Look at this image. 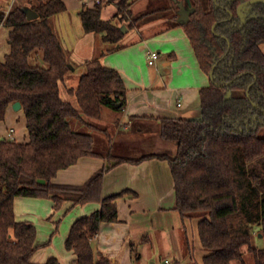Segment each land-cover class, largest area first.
<instances>
[{
	"label": "trees",
	"instance_id": "trees-1",
	"mask_svg": "<svg viewBox=\"0 0 264 264\" xmlns=\"http://www.w3.org/2000/svg\"><path fill=\"white\" fill-rule=\"evenodd\" d=\"M135 0H103L83 6L79 12L83 30L100 35L116 46L124 36L121 26L131 27V5ZM180 1V0H177ZM195 12L181 26L188 37L200 70L210 76L199 91L201 118L159 119V136L176 145L169 152L139 158L117 157L108 152L107 165L82 185L54 182L58 171L83 157L100 156L94 136L73 128L72 122L90 130L98 128L103 109L121 112L127 89L120 73L104 65L100 56L88 59L76 86L66 92L75 104L63 99L61 85L75 70L51 20L66 11L63 0H26L8 13L0 10V27L9 29V51L0 60V123L8 108L20 102L27 140L0 137V264H35L37 229L28 221H17L15 198L50 199L53 210L64 203L72 207L99 204L90 215L76 219L65 240V249L75 255L71 264H110L92 240L102 223L118 222L117 200L133 196L130 190L104 197V175L116 165L139 164L148 159L167 161L174 183L176 210L183 220L203 213L197 223L204 252L203 264H264V5H255L253 18L241 23L237 8L244 0H190ZM117 13L102 17L106 4ZM24 9L38 18L28 20ZM175 14L173 19L177 18ZM112 48L111 50H114ZM41 53L45 67L31 65ZM51 218V217H50ZM257 230V232H256ZM136 246L132 258L138 259ZM43 264H62L49 258Z\"/></svg>",
	"mask_w": 264,
	"mask_h": 264
},
{
	"label": "crops",
	"instance_id": "crops-1",
	"mask_svg": "<svg viewBox=\"0 0 264 264\" xmlns=\"http://www.w3.org/2000/svg\"><path fill=\"white\" fill-rule=\"evenodd\" d=\"M15 1L0 0V10L13 9L11 5ZM170 1V6L163 7L168 11L164 21L160 19L144 23L140 27L138 23L132 22L131 27H125L126 32L119 44L111 46L104 43L100 35L84 32L79 17V12L87 5L84 0H63L66 11L54 16L51 23L64 48L68 50V44L71 42L85 47L88 58L82 62L100 56L104 65L120 73L127 96L126 106L119 114L110 116L112 118L109 119L104 115L108 112L103 110L100 120L92 121L98 128L105 130V143L108 145L104 144L101 151L95 150L100 156L80 158L76 164L58 171L54 182L65 185L84 184L96 171L108 164L106 156L109 151H113L115 145L125 150L135 143L144 145L149 138L154 147L150 154L166 151L175 154L176 146L160 138L158 120L201 118L199 91L209 85L210 76L200 70L184 29L176 26L179 24L177 18L173 19L175 6L178 8L179 1ZM22 2L21 6L25 5V0ZM135 3L136 0L130 7L133 17L141 19L140 21L145 20L149 13L145 11V7H136ZM4 6H8V9L5 10ZM108 6L113 7L107 18L111 19L117 13V6L114 3L106 4L102 9L103 18V12ZM129 23L131 22L122 25ZM2 28L4 26L0 27V30ZM130 30H135L136 35L126 41ZM114 47L115 49L111 50ZM151 51H156L158 58L153 65L148 64L153 67V71L144 73L140 62L148 63ZM73 60L76 59H72V63ZM11 111L10 106L6 117H13ZM19 111L22 112L21 109ZM11 124L12 122L3 124V127L0 125L1 138H8V131L13 129L14 139L17 140L16 126L12 127ZM94 131L103 134L99 130ZM124 190H130L134 194L117 200L118 222L100 225L97 236L92 240L95 256L102 253L110 259V264H146L143 257L138 261L132 258L131 247L137 244L141 249L150 245V249L156 246L171 250L170 254L175 256L171 264H203L204 252L197 231L199 219L193 217L183 220L175 209V189L167 161L148 159L139 164L123 162L111 168L104 175L102 195L107 197ZM26 199L29 198L19 197L14 200L16 220L34 224L32 220L23 217L30 211H23L20 207L30 205L37 208V219L41 223L49 224L48 235L43 240L39 241L37 233L36 243L39 247L32 261L35 264H43L49 258H56L62 264H71L75 255L64 246L70 227L76 219L90 215L98 210L100 205L85 204L72 207L66 202L57 211L60 214L55 217L52 214L53 202L50 199ZM69 213L72 215L62 223L63 216ZM181 237L184 239L183 245L186 243V253H180L174 245L177 238L182 243ZM194 238L200 246L197 254L192 244Z\"/></svg>",
	"mask_w": 264,
	"mask_h": 264
},
{
	"label": "rangeland",
	"instance_id": "rangeland-1",
	"mask_svg": "<svg viewBox=\"0 0 264 264\" xmlns=\"http://www.w3.org/2000/svg\"><path fill=\"white\" fill-rule=\"evenodd\" d=\"M25 2H26V0H25ZM170 2H171L170 0H136L135 6L138 8L139 7L140 8L145 7V11H147V13H149L146 16L145 20L140 21L141 20L140 19V20L136 21V23L139 24L138 26L140 27L144 23L145 24H147L148 22L152 23L153 21H157L160 19H163V21H164L167 18L168 11L165 10V8H163V7L170 6V4H171ZM22 3H23L22 0H16L15 3H13L11 5V7L13 9L16 7H20L22 5ZM92 6H93V4L91 3V7ZM3 8L6 10V9H8V6H4ZM112 8L113 7H111V6L106 7L105 12H103L104 18H106V19L109 18V14H110V11ZM162 8H163V10H161ZM10 10H12V9H10ZM9 11H4V12L8 13ZM134 18H135V16H134ZM123 28H125L124 25L121 26V30ZM135 30L129 31V34H127V37L125 39L126 41H129L132 37H134L136 35ZM8 32H9V29L7 27H4L0 30V60H3L4 56L9 51V45L7 43ZM104 45H106V44H104ZM260 48L264 53V43L260 44ZM65 50L69 54L71 61L74 58L76 60L75 61L73 60L75 63V64L73 63L75 66V70L68 76V78L65 82V85H61V96L63 99H66V100L70 101L72 104H75V98L70 97L67 94L66 88L67 87H73V86L77 85L79 76L84 71V68L81 64L83 63L82 61L85 58H88V51L82 45H78V44L72 43V42L68 44V50H67V48ZM151 52H156V51H151ZM30 63H31V65H35V66L37 65V66L45 67V64L42 61L40 52H38V54H35L32 56ZM140 64L143 67L144 73L145 72L149 73V72L153 71V67H150L148 65L147 61H145L144 63L141 61ZM11 109H12L11 114H13V117L12 118L6 117L4 119V121L0 123V125L3 127V124L12 122L11 126L12 127L16 126V129H17V134H16L17 141L25 142L27 140V131H26V126H25L24 115L19 110L15 111L12 108V105H11ZM103 110H105L104 112H108V113H105L104 115L106 118H109V119L112 118L110 116H114L115 114L120 113L119 111H115V110L107 109V108L103 109ZM72 125H73V128L75 130H78V131H81L84 133H90L94 136V141H95L94 142V149L96 151H101L102 149H104V147H103L104 144L105 145L107 144V143H105V136H104L105 133L104 132H103V134L98 133L97 131L90 130L87 127H81V126L77 125V123H75V122H72ZM107 126H108V124H107ZM9 128H10V126H9ZM133 133H136V132H133ZM110 134H112V132ZM133 141H135V140H133ZM170 143L175 145L173 142H170ZM153 148L154 147L151 144V139L148 138L147 141L144 143V145H141L140 143H135L130 148H127L125 150L121 149V147H119V145L118 146L115 145V147L113 148L112 154L114 156H117V157L118 156H131L133 158H138L140 156L150 154V152H151L150 150L151 149L153 150ZM119 149L121 150V152H119L120 151ZM26 200H33V198H29ZM20 207H21V209H23V211H25V210L30 211L27 213L26 216H23V217H26L25 219H29V220H32L34 222V225L36 226V229H37L39 241L43 240L45 238V236L48 235L49 224L41 223L37 219L36 214L38 211H36V209H37L36 207L34 208V206H30V205H25V206L22 205ZM52 214H54V216L56 217V216H58V214H60V212L56 213L53 210ZM69 215H72V214L69 213L68 215L63 216L64 219H63L62 223H64L66 220H68ZM202 216H203V213L194 214L195 219H200ZM256 232H257V230H256ZM181 239H182V243L180 242V239L177 238L174 245L177 249L180 250V253L181 252L186 253V251H187L186 243H185V245H183L184 239L182 237H181ZM192 240H193L192 244H193L195 253L197 254V251L200 247L199 243H198L196 238H194ZM252 245L255 247H258V248L264 247V241L261 239V235H260L259 239L255 238L253 240ZM135 246L137 247L136 250L138 253L137 261L140 260L141 257H143L146 264H152V263L165 264L166 260L168 261V264H171L173 261V258L175 257L174 255L170 254V253H172V251L169 249H166V248H158L155 246V247H152V249H150V245H148V246H143L141 249V246H138L137 244ZM47 251H49V249H47ZM244 259L246 261V264H253L252 258L247 252H245V258ZM232 264H237V262L234 261V262H232Z\"/></svg>",
	"mask_w": 264,
	"mask_h": 264
},
{
	"label": "water",
	"instance_id": "water-1",
	"mask_svg": "<svg viewBox=\"0 0 264 264\" xmlns=\"http://www.w3.org/2000/svg\"><path fill=\"white\" fill-rule=\"evenodd\" d=\"M258 3H262L264 4V0H249L243 4H241L238 9H237V13L238 15L241 17V10L243 7L247 6V5H254V4H258ZM24 12L26 14V17L28 20H34L38 18V15L32 11L31 9H24ZM195 12V7H193L192 3L190 0H183V1H179L178 2V12H177V22L181 25L187 23L190 19V16ZM122 32H126V28L122 29ZM12 108L15 111H18L21 109V104L20 102H15L12 104Z\"/></svg>",
	"mask_w": 264,
	"mask_h": 264
},
{
	"label": "built area",
	"instance_id": "built-area-1",
	"mask_svg": "<svg viewBox=\"0 0 264 264\" xmlns=\"http://www.w3.org/2000/svg\"><path fill=\"white\" fill-rule=\"evenodd\" d=\"M84 1L86 2V4L88 6L91 5V3L94 6V5H99L103 0H84ZM89 7H91V6H89ZM157 58H158V54L156 52H150L149 55H148V59H149L148 64L149 65H153L155 63V61H156ZM13 134H14V130L13 129H10L8 131V139L14 140ZM165 264H168V261L167 260L165 261Z\"/></svg>",
	"mask_w": 264,
	"mask_h": 264
},
{
	"label": "flooded vegetation",
	"instance_id": "flooded-vegetation-1",
	"mask_svg": "<svg viewBox=\"0 0 264 264\" xmlns=\"http://www.w3.org/2000/svg\"><path fill=\"white\" fill-rule=\"evenodd\" d=\"M247 1H249V0H244L241 4H243V3L247 2ZM258 4H262V3H258ZM258 4H254V5L251 4V5H247V6L243 7L242 10H241V17L237 13V15H238V17H239V19H240V21H241L242 24L243 23H246L249 18H253L254 17L252 15V9H253V7L255 5H258ZM262 5H264V4H262ZM260 44H262V43H260ZM259 47H260V45H259Z\"/></svg>",
	"mask_w": 264,
	"mask_h": 264
}]
</instances>
